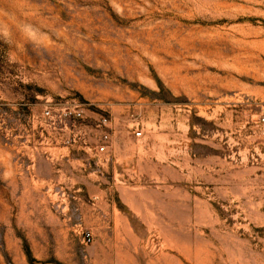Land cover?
<instances>
[{"label":"rangeland","instance_id":"obj_1","mask_svg":"<svg viewBox=\"0 0 264 264\" xmlns=\"http://www.w3.org/2000/svg\"><path fill=\"white\" fill-rule=\"evenodd\" d=\"M263 117L264 0H0V264H264Z\"/></svg>","mask_w":264,"mask_h":264},{"label":"built area","instance_id":"obj_2","mask_svg":"<svg viewBox=\"0 0 264 264\" xmlns=\"http://www.w3.org/2000/svg\"><path fill=\"white\" fill-rule=\"evenodd\" d=\"M42 125L45 128H53L57 131L68 128L71 121L84 117V107L81 103L75 101H49L42 109ZM264 120V117H263ZM98 126L101 128L100 139L97 141L94 149L98 153L106 154L111 152L114 140V125L111 114H104L99 118ZM137 136L143 135V130L139 127L135 130ZM66 141H69L68 138ZM85 240L91 239V233L87 232Z\"/></svg>","mask_w":264,"mask_h":264},{"label":"crops","instance_id":"obj_3","mask_svg":"<svg viewBox=\"0 0 264 264\" xmlns=\"http://www.w3.org/2000/svg\"><path fill=\"white\" fill-rule=\"evenodd\" d=\"M112 156L111 158L113 159V153L115 152L114 149V144H112ZM114 160V159H113ZM116 189L119 191V197L127 204L133 205L132 204V197H137V195L139 194V190L138 188L135 189H127V187L123 184V183H116Z\"/></svg>","mask_w":264,"mask_h":264}]
</instances>
